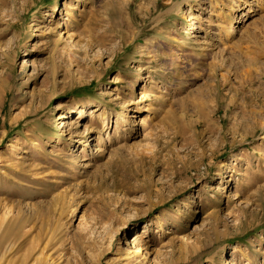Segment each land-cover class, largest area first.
<instances>
[{
	"label": "rangeland",
	"instance_id": "rangeland-1",
	"mask_svg": "<svg viewBox=\"0 0 264 264\" xmlns=\"http://www.w3.org/2000/svg\"><path fill=\"white\" fill-rule=\"evenodd\" d=\"M137 246L264 264V0H0V264Z\"/></svg>",
	"mask_w": 264,
	"mask_h": 264
},
{
	"label": "bare ground",
	"instance_id": "bare-ground-1",
	"mask_svg": "<svg viewBox=\"0 0 264 264\" xmlns=\"http://www.w3.org/2000/svg\"><path fill=\"white\" fill-rule=\"evenodd\" d=\"M241 4H243V2H240L239 4H235V8L236 9H238L240 6H241ZM235 9V10H236ZM240 9V8H239ZM249 10H251V9H249ZM189 12V10H187V9H185V12L184 13H188ZM190 28H193V23L192 22H190ZM227 34V33H226ZM190 36H195L194 34H191ZM61 38H62V35H61ZM63 39V38H62ZM211 45H213V44H211ZM95 109H97V107H95L93 110H95ZM138 123H143V119L142 118H140L139 119V121H138ZM65 121H64V119H61L60 120V125H59V127H60V129H64V127H65ZM62 130H61V132H62ZM11 149H12V147H11ZM8 229V228H7ZM140 247L141 246H137L136 247V249L135 250H132V251H130V252H126L127 254H130V253H132L133 255H138V257H140V260L138 261L139 262V264L140 263H142L143 262V260L146 258V261L148 260V258H147V256H146V252H143V250L142 249H140ZM134 258H136V256L134 257Z\"/></svg>",
	"mask_w": 264,
	"mask_h": 264
}]
</instances>
